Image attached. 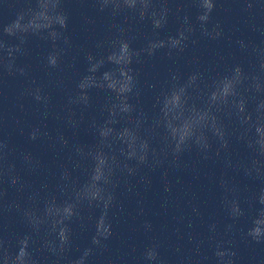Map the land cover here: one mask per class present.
Returning <instances> with one entry per match:
<instances>
[{"label": "clouds", "instance_id": "1", "mask_svg": "<svg viewBox=\"0 0 264 264\" xmlns=\"http://www.w3.org/2000/svg\"><path fill=\"white\" fill-rule=\"evenodd\" d=\"M107 3H108V0H102L101 10H103V8L107 5ZM198 5H199V8L201 9V12L198 14L197 19L201 23V25H204L211 19V13L215 7L214 0H198ZM168 11H169L168 9L163 10L164 18H166ZM155 14H156V12L153 11V15H155ZM61 15H62L61 27L66 28L67 27V24H66L67 16L64 14H61ZM185 20L187 22V17L185 18ZM188 30L191 32L194 29L192 27H190ZM5 31L7 32L8 29L6 28ZM216 35L219 36L220 33L217 32ZM185 39H187V37H185ZM51 63L54 65L55 61L53 60V61H51ZM6 67H8L9 71L11 70L10 65H7ZM20 71H21V74H23V70L21 69ZM242 84H243V81L238 83L237 88H236L237 93L239 92V89L241 88ZM35 99L40 100L41 96L36 94ZM225 107H226V105L224 107H222L220 109V111L216 114L215 127L207 129V131L205 133L206 138H205L204 142H202L203 148L207 149L210 147V138H209L208 132H211V134L213 136L221 139L223 141L222 147L227 148L228 142L226 139H224L225 136L227 135V128L223 122L222 116L227 115L228 118H231V116H230L228 111H225ZM30 138L33 140L36 139L35 132L30 134ZM249 146H251V144H249ZM174 151L178 153L179 151H181V148H177L175 146ZM261 151H264V149H262ZM146 159H147V155L140 162L144 163V162H146ZM128 171H129V173H131L133 171V169L130 168V169H128ZM13 183H15V178H13ZM113 199H114V197H111V196L107 197V199H105V197L103 196V198L100 201H97L98 204L103 205V210H104L105 215H107V207ZM25 215L27 217H29V216L33 215V213L27 212ZM109 235H111V226L110 225H109V229L105 233H96V235H94L92 238V243L94 245H100L101 244V238L107 239V237ZM249 235H252V234L249 233ZM253 238L258 239V237H256V236H253ZM59 241H60V245H59L60 252H63L65 245H67L69 242V232L67 235H62ZM42 248H46L50 253H53V254H55L57 252V249L54 246V243L52 241H45L42 245ZM0 251H2V258H3L4 264H16V260H17L16 253H15V255H13L6 247H3V242H0ZM90 251H91V249H86L84 252V256L86 257L87 255H89ZM147 255H148L149 259H152L155 256L154 252H152V251H149ZM27 258H28V264H37V262L32 258V255L30 252L27 254ZM75 264H83V259L75 262Z\"/></svg>", "mask_w": 264, "mask_h": 264}]
</instances>
